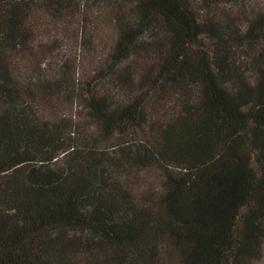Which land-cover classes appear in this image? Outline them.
Wrapping results in <instances>:
<instances>
[{
	"label": "trees",
	"instance_id": "trees-1",
	"mask_svg": "<svg viewBox=\"0 0 264 264\" xmlns=\"http://www.w3.org/2000/svg\"><path fill=\"white\" fill-rule=\"evenodd\" d=\"M92 13L115 34L97 57ZM61 37L85 69L70 46L51 65ZM263 246L264 0H0V264H261Z\"/></svg>",
	"mask_w": 264,
	"mask_h": 264
},
{
	"label": "rangeland",
	"instance_id": "rangeland-1",
	"mask_svg": "<svg viewBox=\"0 0 264 264\" xmlns=\"http://www.w3.org/2000/svg\"><path fill=\"white\" fill-rule=\"evenodd\" d=\"M91 18L89 22V24H87L85 26V28L92 34L95 35L94 38V48L92 50V53L94 54V56H98L99 52H97L98 49H100L102 47V44H111L114 40V28L111 24V22L109 20H106V13L101 14V16L103 18H101L102 20H98V17L95 13L91 14ZM65 30L67 31L66 33H71L72 28H68V26H65ZM86 34V33H85ZM71 37V36H70ZM63 42L61 43V45L55 49L54 51L51 52L49 58V61L51 63V65L53 67H55L57 65V63H59L60 61H62V59L64 58V54L68 51L66 50V48L68 46L71 47L72 52L69 51L68 53L73 54V59L75 58L74 61H76V67L77 68H82L85 69V61L87 62L88 57H87V46L84 45V47L81 46H77L76 43H74L73 41L71 42V40L67 39V38H62ZM75 39V36H74ZM65 40V41H64ZM101 46V47H100ZM105 48V47H104ZM101 50V49H100ZM94 61V60H93ZM95 62V61H94ZM80 75V72L78 74V76ZM166 102L161 101L159 99H150L147 103L148 106V112H150L151 114L154 115H158L161 113V108L162 106L165 104ZM55 104H57V106L49 108V107H42V109L45 108V110H43V112H45L49 117L54 118L55 113L58 112V110H62V111H66L65 112V116H68V114H73L71 115V117L77 121H81V119L83 120V113L80 111H78V109H81L79 107V105L75 103H73L72 106H70V104L68 102H61V103H57V101L55 100ZM54 111H52V109H54ZM41 109V110H42ZM51 112V113H50ZM79 113V114H78ZM80 115V116H79ZM143 173V174H142ZM134 175L136 176V180L137 182H143L141 176L145 175L147 178V180L145 181L146 183L152 182L154 180V176L150 173V172H141V173H134ZM153 176V177H152ZM260 263L264 264V246H263V251H262V256L260 258Z\"/></svg>",
	"mask_w": 264,
	"mask_h": 264
}]
</instances>
